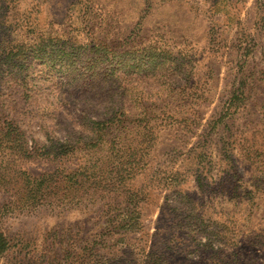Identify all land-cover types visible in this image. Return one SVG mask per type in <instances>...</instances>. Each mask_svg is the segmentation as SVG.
Here are the masks:
<instances>
[{
    "label": "rangeland",
    "instance_id": "rangeland-1",
    "mask_svg": "<svg viewBox=\"0 0 264 264\" xmlns=\"http://www.w3.org/2000/svg\"><path fill=\"white\" fill-rule=\"evenodd\" d=\"M118 111L134 176L44 197L27 151ZM0 264H264V0H0Z\"/></svg>",
    "mask_w": 264,
    "mask_h": 264
},
{
    "label": "trees",
    "instance_id": "trees-1",
    "mask_svg": "<svg viewBox=\"0 0 264 264\" xmlns=\"http://www.w3.org/2000/svg\"><path fill=\"white\" fill-rule=\"evenodd\" d=\"M163 44L162 42L158 43ZM108 49L107 44H103ZM145 58L149 60V68H166L170 65L171 51L167 47H149L144 51ZM139 57V56H137ZM168 66L167 69H170ZM132 112L123 113L118 111L112 118L105 122L94 123L95 133L91 138H80L78 140H67L60 142L58 139L49 141L47 146L40 148L38 145L30 148L25 154L27 158H40L48 162L59 164H73L70 169H60L52 173H46L40 177L41 181L35 178L38 186L43 184L45 197L51 194L57 195L63 191H73L77 199L81 195L100 190L106 192L114 188L116 184H124L131 179L133 168L129 171L126 166L130 165L131 154L134 150L146 152L151 148L152 134L149 131L144 119L136 115L139 119L134 120ZM149 138V139H147ZM150 145V146H149ZM141 147V148H140ZM102 152V153H100ZM145 155V154H144ZM75 160L78 162L75 163ZM137 167L144 165V157L138 160ZM140 168V167H138ZM66 191V192H67ZM111 225H116L120 229L133 230L135 226L129 223L117 221Z\"/></svg>",
    "mask_w": 264,
    "mask_h": 264
}]
</instances>
